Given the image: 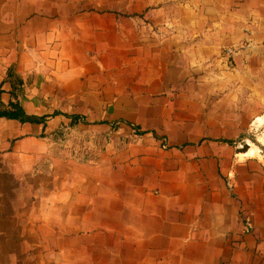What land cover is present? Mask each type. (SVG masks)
I'll use <instances>...</instances> for the list:
<instances>
[{"label":"crops","instance_id":"obj_1","mask_svg":"<svg viewBox=\"0 0 264 264\" xmlns=\"http://www.w3.org/2000/svg\"><path fill=\"white\" fill-rule=\"evenodd\" d=\"M11 68L0 264H264V0H0Z\"/></svg>","mask_w":264,"mask_h":264},{"label":"trees","instance_id":"obj_2","mask_svg":"<svg viewBox=\"0 0 264 264\" xmlns=\"http://www.w3.org/2000/svg\"><path fill=\"white\" fill-rule=\"evenodd\" d=\"M7 78L12 81L11 99L5 103L1 98L2 87L0 86V117L17 118L19 120H37L39 118L28 115L19 99V94L23 90V78L16 74L12 68L9 69ZM43 119V118H42Z\"/></svg>","mask_w":264,"mask_h":264},{"label":"rangeland","instance_id":"obj_3","mask_svg":"<svg viewBox=\"0 0 264 264\" xmlns=\"http://www.w3.org/2000/svg\"><path fill=\"white\" fill-rule=\"evenodd\" d=\"M226 53L232 54V52L231 53L226 52ZM243 145L245 146L247 145L248 148L250 147L249 150L255 149L257 154L254 155H260L258 153V150H260L262 156L264 157V133H256L255 135L248 137L247 141L245 142V144L243 143Z\"/></svg>","mask_w":264,"mask_h":264},{"label":"built area","instance_id":"obj_4","mask_svg":"<svg viewBox=\"0 0 264 264\" xmlns=\"http://www.w3.org/2000/svg\"><path fill=\"white\" fill-rule=\"evenodd\" d=\"M226 50H227V52H229V53H231V52L234 51V49L231 48V47H227ZM252 226H253V223H252L251 218H250V217H247V218L245 219V230H248V231H249V230L252 228Z\"/></svg>","mask_w":264,"mask_h":264},{"label":"bare ground","instance_id":"obj_5","mask_svg":"<svg viewBox=\"0 0 264 264\" xmlns=\"http://www.w3.org/2000/svg\"><path fill=\"white\" fill-rule=\"evenodd\" d=\"M249 154H253V155H254V154H257V153H256V150L253 149V150H251V151L249 152Z\"/></svg>","mask_w":264,"mask_h":264}]
</instances>
